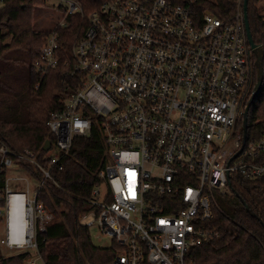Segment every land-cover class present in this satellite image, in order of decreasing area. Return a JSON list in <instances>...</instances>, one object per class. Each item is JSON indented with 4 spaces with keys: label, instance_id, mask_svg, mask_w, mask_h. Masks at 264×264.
I'll use <instances>...</instances> for the list:
<instances>
[{
    "label": "built area",
    "instance_id": "obj_1",
    "mask_svg": "<svg viewBox=\"0 0 264 264\" xmlns=\"http://www.w3.org/2000/svg\"><path fill=\"white\" fill-rule=\"evenodd\" d=\"M44 1L53 2L45 14L52 25L35 70L44 76L63 62L75 85L48 120L47 166L38 151L0 139L2 243L38 250V231L54 219L39 189L74 138L97 125L105 162L81 221L120 248L110 264H196L191 249L219 236L209 226L218 197L242 178L264 176V130L243 149L238 130L254 68L244 0L230 18L197 11L195 0H106L86 15L81 0ZM76 13L86 26L67 51L60 29ZM15 165L41 172L26 169L38 181L33 193L25 176H7ZM12 178L27 191H14ZM25 264H36L32 254Z\"/></svg>",
    "mask_w": 264,
    "mask_h": 264
},
{
    "label": "trees",
    "instance_id": "obj_2",
    "mask_svg": "<svg viewBox=\"0 0 264 264\" xmlns=\"http://www.w3.org/2000/svg\"><path fill=\"white\" fill-rule=\"evenodd\" d=\"M104 1L81 0L84 14L100 7ZM169 1L189 3V0ZM262 1L249 0L248 15L253 39L264 47V15L259 6ZM192 4L199 12L209 10L221 18L232 17L237 8L236 0H195ZM44 5H48L44 0H9L0 6V68L3 61L11 58L26 59L31 65L26 118L7 119L0 115V139L17 151L26 148L38 151L41 163L47 166L43 145L47 139H53L48 120L51 113L62 106L75 82L63 62L44 76L35 70V61L50 32L48 27L35 26V10ZM70 20L66 28L60 29L67 51L86 26V16L81 13L72 15ZM253 61V79L246 103L257 79L255 55ZM263 119L264 81L249 111L248 142L261 136ZM242 126L241 118L238 130L243 134ZM105 151L106 144L95 125L90 135L76 136L70 153L51 165V178L38 192V198L54 214L47 230L37 233L38 251L44 264H110L117 256L120 250L117 245H96L90 228L81 221L83 214L90 210L94 187L101 182L98 170L105 162ZM257 160L264 162V151ZM26 169L35 177L41 175L32 167ZM225 198L230 201L215 208L209 222L219 236L194 246L191 260L196 264H264V176L254 180L242 178L234 184V193ZM29 255L31 253L25 251L0 256V264H25Z\"/></svg>",
    "mask_w": 264,
    "mask_h": 264
},
{
    "label": "rangeland",
    "instance_id": "obj_3",
    "mask_svg": "<svg viewBox=\"0 0 264 264\" xmlns=\"http://www.w3.org/2000/svg\"><path fill=\"white\" fill-rule=\"evenodd\" d=\"M52 1H48V6L39 7L35 10V26L38 28L49 27L52 22L49 23L45 19V14L51 10ZM260 10L264 15V1L260 4ZM0 68V115L1 118H26V100L29 95L31 78L30 70L31 65L28 60L16 58L3 61ZM110 163L113 162V158L110 157ZM23 175L30 181L32 185L31 193L34 191V185L38 183L34 178L31 179L27 176L26 169L15 165L14 168L8 169V177ZM10 186L14 191H27L26 182L23 183L16 179L10 180ZM105 188H101V192H104ZM230 200L225 196L218 197V204L225 205ZM92 240L96 245L108 247L112 245V238L110 236H103L99 233L95 227L90 228ZM6 237V224L4 221H0V256L9 257L18 253L29 251L36 261V264H44L41 256L39 257L38 250L36 248H23L13 249L8 247L5 243H2V239Z\"/></svg>",
    "mask_w": 264,
    "mask_h": 264
},
{
    "label": "water",
    "instance_id": "obj_4",
    "mask_svg": "<svg viewBox=\"0 0 264 264\" xmlns=\"http://www.w3.org/2000/svg\"><path fill=\"white\" fill-rule=\"evenodd\" d=\"M248 3H249V0H244V19H245L247 37H248L251 49L255 55V66H256V71H257V79H256V83H255L253 92H252V94H251L249 100L247 101L245 108L243 110V116H242V120H243V126H242V128H243V145H242L241 149H243L245 142H246V139H247L250 108L252 106V103L254 102L256 97L258 96V94L261 90V87L263 85V81H264V47L262 44L256 43L253 39V35H252L251 27H250L249 15H248ZM50 145H51V139H47L45 144L43 145V149L49 150ZM243 203L246 204L244 200H243ZM246 208L248 210H250V208L247 205H246ZM262 222L264 224L263 220H262Z\"/></svg>",
    "mask_w": 264,
    "mask_h": 264
}]
</instances>
